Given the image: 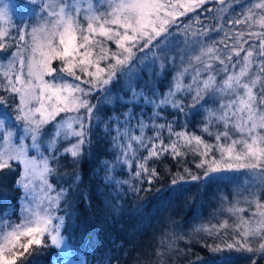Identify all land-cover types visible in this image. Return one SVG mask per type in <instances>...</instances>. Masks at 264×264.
<instances>
[{
	"label": "snow or ice",
	"instance_id": "obj_1",
	"mask_svg": "<svg viewBox=\"0 0 264 264\" xmlns=\"http://www.w3.org/2000/svg\"><path fill=\"white\" fill-rule=\"evenodd\" d=\"M0 53V173L17 172L14 198L0 197V264H31L25 258L40 248L59 250L60 264H85L65 213L84 195L62 183L58 165L83 159L101 123L106 187L129 185L118 179L125 170L151 185L159 174L149 162L165 155L191 154L205 180L264 175V0H0ZM149 66L154 76L167 71L165 88L141 87ZM101 102L124 111L101 118ZM186 107L201 109L204 135L176 127ZM244 203L226 209L236 233L226 246L253 252L259 238L264 253V193Z\"/></svg>",
	"mask_w": 264,
	"mask_h": 264
},
{
	"label": "trees",
	"instance_id": "obj_2",
	"mask_svg": "<svg viewBox=\"0 0 264 264\" xmlns=\"http://www.w3.org/2000/svg\"><path fill=\"white\" fill-rule=\"evenodd\" d=\"M4 55L2 53L1 58ZM146 73L140 78L141 87L147 85L148 90L166 87L167 71L155 76L151 71ZM116 94H119V86H115ZM114 111L124 109L119 104L101 103L99 115L106 118ZM145 112L150 114L147 109ZM201 120L199 107H186L185 113L179 115L176 127L186 124L190 132L204 135L199 131ZM95 131L91 151L86 152L83 159L73 161L70 156H65L58 165L60 174L66 177L64 185L72 183L73 188L78 187L84 195L80 200L77 194L65 213L70 214L66 227L74 233L85 264H253L254 256V264H264V253L256 248L248 252L226 246L233 243L236 236L232 228H222L219 235L213 233L211 236L198 230L212 225L210 208H205L206 201L215 192L227 191V182L219 178L203 184V170L195 167L198 160L189 154L187 158L173 159L165 155L159 160H151L149 167L156 168L159 174L151 185L147 184L146 178L144 183L134 181L131 173L125 170L118 179L128 180L129 185L120 189L106 187L102 183L103 173L98 168L101 158H110L101 139L104 125L101 123ZM185 168L200 176L198 182L184 173ZM5 175L9 178L0 183V197L11 199L16 194L17 172L8 171ZM75 176L82 179L76 181ZM173 179L178 181L175 186L171 183ZM133 185L144 190L133 194ZM58 252L57 249L40 248L35 255L25 259L31 264H57L60 260ZM157 252L164 253L163 259L156 255Z\"/></svg>",
	"mask_w": 264,
	"mask_h": 264
},
{
	"label": "rangeland",
	"instance_id": "obj_3",
	"mask_svg": "<svg viewBox=\"0 0 264 264\" xmlns=\"http://www.w3.org/2000/svg\"><path fill=\"white\" fill-rule=\"evenodd\" d=\"M242 3H248V0H241ZM255 2H259V0H255ZM205 8L207 7H212V8H218V5H208L206 4L204 6ZM236 11L235 9H232L228 14L231 15L232 12ZM190 15H194V14H190ZM210 16H214L216 15L215 12L209 14ZM185 20L187 18H184ZM209 24H211V19H209L207 21ZM14 35V34H13ZM183 49H176L174 52H172V55H176L177 57H179L180 54H182ZM1 54L0 53V58H1ZM151 60V54L149 55V63ZM163 60H158L157 63H163ZM137 72H140V69L136 70ZM147 72L151 73L153 72V69L151 66H149L146 69ZM159 72H161L160 70H157V74H159ZM143 77V75L141 74V78ZM104 103V102H101ZM207 107V106H206ZM12 107L8 108V113L14 115L13 113V109H11ZM215 131V130H214ZM211 140V139H210ZM8 170H5L3 172V176L0 175V183H3L4 180L6 178H9L7 174ZM12 172V171H11ZM2 174V173H0ZM5 175V176H4ZM61 176H63L62 174H60ZM214 176H220L222 177L221 179L224 180L225 182H227L228 186V190L227 191H220V192H215L213 195H211L209 197V199L206 201V207L205 208H210V220H211V224L215 225L216 227H219L224 221L228 222V227L233 229V225L235 223V218L232 217L227 211V207H229L231 204L236 203L237 207H248L245 203H244V198L245 197H249V193L250 192H257V193H264V175H262L260 172L258 171H251V170H241V171H236V172H225V173H220V174H213ZM217 178L214 179H209V180H205L204 178L202 179V183L206 184L208 183L210 180H215ZM68 180V179H67ZM218 180H220L218 178ZM66 182V177L63 176V181L62 183ZM198 182V181H196ZM227 197V200H225L224 198ZM239 202V203H237ZM251 209H249L250 211ZM67 211V209H66ZM245 216L248 215L247 212L244 213ZM211 225V226H212ZM251 245H253V248L258 249V245L260 243V239L259 238H255L252 239L250 241ZM83 261L85 260L83 255L80 253ZM256 257L254 256L253 259L251 260V263L255 261ZM57 264H60V260H58Z\"/></svg>",
	"mask_w": 264,
	"mask_h": 264
}]
</instances>
